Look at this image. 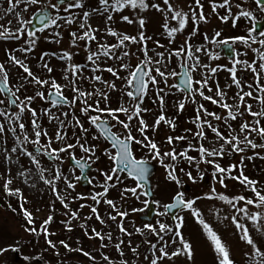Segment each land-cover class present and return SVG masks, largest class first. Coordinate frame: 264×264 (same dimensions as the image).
Segmentation results:
<instances>
[{
    "label": "rangeland",
    "instance_id": "obj_1",
    "mask_svg": "<svg viewBox=\"0 0 264 264\" xmlns=\"http://www.w3.org/2000/svg\"><path fill=\"white\" fill-rule=\"evenodd\" d=\"M147 2L149 5L152 3H159L161 7H164L166 10V6L163 5L162 0H147ZM213 2L222 3L223 0H201L207 22L199 23L197 34L192 35L194 25L190 19L192 9L189 7V5L194 6V0H170V3L173 4L176 10H181L189 14V20L186 28L183 32L177 33L175 35V39L171 43L169 42V38L162 28V24L164 22L163 15L154 9L149 8L148 11L140 12L138 9L133 10L131 8H125L122 12L112 13L113 20L108 22L107 25L105 24L107 13L103 15L93 13L88 23L92 26V28H99L100 31L94 33L97 37V40L90 43L89 49L91 51H96L99 44L113 45L118 42L117 37L107 34L108 27H111L120 34L138 36L139 26L137 21L139 18H144L146 20L144 28L145 35L152 38L151 40L147 41L148 48L155 49L156 52L165 53L164 63L159 65L161 70L165 71L166 73L173 70L180 72V67L184 61V58L177 57L175 55H172L169 58V52L177 51L180 46L184 44L185 40H188L192 47L194 56L199 57L201 64L208 65V68H199L196 72H192L191 76L193 80H202L203 78L207 77L208 87L204 88L203 91L205 95L212 96L214 98H218L215 96V90L217 84H219L220 88L226 93L225 99L227 103L235 105L238 103V100L233 99V97L236 96V93L239 91V89H237L235 85H232L231 87L228 86L231 84L230 73L226 70H223L232 66V60L226 59L222 53H217V48L219 46L206 42L204 40V34L207 33L209 37H212L215 32L219 31L221 33V39L243 36L246 35L247 29L251 27V22L249 21V23L244 18H241L238 22L242 21V23L239 24L237 22V27L235 28L232 27L231 18H229L226 23L222 22L220 18L227 16L228 10L226 8H217L216 12H213L211 8ZM44 3H46V0H42L41 5L39 6L28 5V12L22 11L25 5L21 4L16 7L13 12L6 13L4 10L10 7L8 0H0V25H3L4 28L10 29L14 32L20 27V24L17 21L16 12L21 13V19L28 20L32 17L34 12L40 10V8L43 7ZM52 3H55V0H52ZM83 4V9H73L71 12H64V8L67 6V4L60 6V15L68 16L75 14L77 22L69 25L61 20L58 22L60 27L49 28L44 33H38L37 35L39 39L37 40L34 50L30 53L25 54L17 50L22 47H26V36L19 40L0 39V64H4L5 68L9 72L10 86H18L20 83H22L21 78L26 74L22 73L20 69L12 66L11 63L5 59L3 55L4 51L8 52V56L12 55L23 60L30 67L31 71L40 79L51 80L54 78L58 84L65 86L64 95L68 97L69 100L73 98L75 93L72 92L69 81L63 78L65 75H68L69 80H71V72L66 73L64 69L69 63L75 65H86V67L82 69V75L78 74L77 87L85 92L94 93L97 89H99L101 92L107 91L110 97L106 104L102 97L93 95L91 97H87L88 104L94 107L96 101L99 100L101 108L111 107L115 109L119 106V103L123 101L126 107L131 108L132 104L128 100V97L121 95V90H128L123 88L124 81L117 80L106 71H99L96 73L91 71V68H93L95 65H92L87 61L88 52L85 51V41H76L77 46H72L73 38L71 34L73 32L77 33L78 35L82 34V30L79 28V23L82 22V12H92L94 7H99L98 0H83ZM236 4H240L241 7L252 10L257 20H260L262 17H264V14L259 13L254 8L253 0H246V2L245 0H232L231 11L233 14H236L239 11L236 8ZM49 10L51 15L55 16L57 14L54 10ZM197 11H199V9H197ZM122 16H128L131 20H133V23L128 24L124 22L121 19ZM168 23L170 27H178L177 21L171 20V14H169ZM4 28H0V31H4ZM56 32L60 34L59 37L54 35ZM254 35L257 34L254 33ZM261 38L264 39V37ZM57 40H59L58 43L55 42ZM156 41H159V43L164 45V47L157 48L155 43ZM126 45L127 47L125 49H118L116 51L117 54H119L120 52L127 50L130 52L128 57L122 61H114L101 56L99 61H97L99 67L101 69L109 66L118 67L122 63H127L130 65V69L135 68L138 59H144L143 54L139 51L140 46L127 42ZM198 47L202 49L201 52H195V49ZM234 47L236 48L237 52L241 53V55L238 57L239 59L248 62L256 61L257 65L261 62L258 58V53L252 51V49L260 47L258 44H253L251 48H248L243 44H236ZM64 51H68L73 54L71 61H63L57 58ZM261 51H264V49H261ZM45 53L47 54L45 59L49 66L53 69L52 73H48V71L42 67L40 56ZM53 53L56 55H53ZM217 55L219 56L218 59L211 58L212 56ZM149 56H151L153 60L157 59L155 52L153 51L149 52ZM194 62V60L188 61L190 64ZM217 66H220V68L213 76L211 74V68H215ZM127 74L128 70L119 72V75L122 77L127 76ZM152 74L155 75V72ZM93 75L100 76L102 80L114 82L117 90L112 91L111 89L107 88L105 84L89 79ZM237 75L238 78H240L243 82L244 91H249L247 84H254L253 74L249 71H244L243 66L238 65ZM173 83H176L175 77H169L168 84L170 85ZM194 87H199V85L194 84ZM159 88H164L165 92L169 93L168 95H165L164 93L160 94L164 97L163 114L166 117V120H172L175 124V116H178L180 113H184V116L178 120V122L176 121L181 133L187 137V139L183 140L184 144L182 146H178L179 144L177 140H174L171 145L165 142L169 136L176 137L173 131H171L172 127L166 122H161L160 126L155 131L152 130V125L154 124L156 118L161 114V105L156 95L157 89ZM208 88H211L212 91L209 92ZM36 91H43L45 96H47L49 87L47 85L44 88H40L39 86L33 87L30 83H26L24 87L21 88V91L18 93V95L21 99H24V97L27 96L35 97ZM254 95H256V93H254ZM261 95L264 96V94ZM185 97L186 94L182 91H177L175 88H165L163 82L158 83L155 87L149 85L147 95L145 96L144 102L141 105L142 109H148V111L142 112L141 116L149 126L145 134L158 144L162 153L164 151H171L172 148H175L177 153L187 149V155L192 156L196 159V161H199V152L189 149V145H191L193 149L198 148L201 144H203L205 148H211L213 142H215L217 138L211 129L206 126L203 129L206 139L199 140L195 136V133L199 130L196 123L193 122L196 119L197 110L201 105H203V107L209 112H214L222 116L227 115V113L223 108L213 105L210 101L204 100L199 94H195L190 99ZM0 99L5 100V103L0 105V109L7 108V99L2 95H0ZM82 99L84 98H81V100ZM81 100H77L74 107L62 106L58 109H52L53 113L59 116L60 120L64 121L65 129L63 131H65L67 134V138L64 141L55 140V133L57 131L59 121L53 120L52 122H49V117L43 115V111L41 112V110L45 108H50L51 105L45 103L39 97H35V99L31 102V107L34 108L39 114L38 123L40 128L43 126L42 120L43 122L45 121V123H47V126L44 129L41 128V130L42 132L46 131L48 135L53 138L51 145L52 148H59L67 143H74L76 138L81 135L87 137V143L89 146L94 145L96 147V155L99 157V159L95 164L92 165V170L88 173V177L94 178L92 184H89L88 187H81L79 185V182L75 180L74 176L69 171L72 166L68 164V155L63 153L61 154L63 160L65 161V163L61 165V170L65 175L69 176V179L75 184L74 189H68L63 179L56 181V191L68 205L67 208H65L64 205L61 204L60 200L57 199L56 193H54L48 185L43 183L39 174L37 173L35 166L30 165L29 159L23 155H20L19 149L16 153H12L10 151L12 147L16 146V143L12 133L7 131V129L9 127H16L17 135H20L18 125H9L6 120L0 118V123H3L6 129L5 133L0 135V186L5 189V182L7 180H11L9 190L13 192H15L17 189L19 190V193L14 195L23 202L24 206L32 214L34 226L37 230L34 235L26 232L20 223L14 218L13 214L8 212L5 207L0 206V249L21 248L26 256H31L38 252L39 248L44 249L48 247V250L51 251L59 247V237H61L65 231L72 227V232L69 231L68 235L64 239L71 242L74 246H77L74 248V250L82 249V252L76 251L79 256L61 258L59 260L49 262L48 264H132L133 261V264H150V261L153 258V250L150 248V243L156 244L158 249L163 246V241H159L158 237L152 235L147 230H145L143 235H141L136 232V229L143 228L145 224H151L158 228L157 221L175 229V224L179 221L175 220V218L173 221H171L168 215L162 216L157 215V213L164 212V205L171 203L173 197L177 193H184L185 199L188 200L209 195L211 194L212 189L215 188L217 193L224 194L229 198H234L236 196H244L246 198L253 197V193L251 191L232 179L225 180L227 188L222 187L216 182L219 177L213 179L214 169L211 164H199L200 171L197 172L196 163L194 162L190 165L189 162L183 158L182 159L186 161L188 165L186 172L190 171L196 182L193 183L190 181L185 174L186 172H181L176 168V175L180 180V184H177L168 178L166 169L158 161L152 160L146 149L140 147L139 145L133 144V153L137 159H147L156 166V171L151 176L150 182L153 192L152 201L159 203H154L155 213L152 220L149 223L142 222L140 220V216L146 214V207L143 203L144 200H147L145 196H141L140 199L137 200L136 197H134L129 192L124 193V196L122 197L121 193L124 188L135 187V182L128 181L129 178L124 174H121L120 181H115V187L109 186L106 196L100 198V203L97 204L95 201L90 199L92 194L103 191L99 185L104 183V178L100 175V172H98L97 169L105 172L108 171L111 166V161H109L105 155V150L107 149L113 152V154L115 153V150L112 149L111 145L102 137L96 140L92 139L93 136L98 135V132L88 122V118L80 112L79 109L84 106L81 103ZM245 100L246 103L253 106L254 111H260L262 106L256 100L248 97H245ZM180 101H183L184 103V109L182 111L178 110L177 107V103ZM190 110L191 114H188ZM236 110L237 109L235 108L233 109V111ZM16 111L18 110L15 109L10 112ZM239 111H244L243 106H241ZM64 112L69 113V115L64 117L61 115V113ZM88 115L91 116L90 112ZM119 118L121 120L127 121V117L124 114H120ZM76 119H79L84 124V126L89 129L87 133H81L80 129L75 127ZM102 119L110 118L105 116L102 117ZM255 119H260V126L264 127V118H253L249 116L246 111H244L243 116H238L236 120H229L228 124H230L231 128L234 130L233 134L239 135L241 123L244 121L254 122ZM31 120V114L26 111L21 117L20 122H23L26 125L25 132L29 135V139L33 140L35 139V136L31 129ZM200 120L211 121V123L214 126H217L225 136L228 135L229 129L223 121H216L210 116H205L203 112L200 113ZM111 123L115 124V121H111ZM137 127L138 120L134 119L131 122L132 134L137 139H142L140 133L137 131ZM112 131L118 135L126 134L120 125H116ZM239 138L243 139V135H239ZM21 139H23L22 136ZM249 139H253L257 144L264 142L256 133L250 134ZM165 143L167 146L164 145ZM41 144H47V137H44L43 135L41 136ZM20 147L34 153L36 145L32 143H25L20 145ZM226 147L228 150H230V146ZM73 151L75 152L77 158L84 155L78 149ZM256 153H259V156H256ZM6 155L9 156L10 159H5ZM248 156H253L254 158L251 160L244 159L243 173L249 179L257 181V188L261 190L262 194H264V159L260 158L264 157V149L257 148L252 150L249 148L243 153L233 154L231 156L225 154L222 159L216 158V163H219L222 167L227 168L230 164L239 165L241 157ZM39 159L41 161L42 168H55V164L50 162L46 157L41 156ZM164 163L171 164L170 158H165ZM29 169L31 170L29 171ZM21 172L24 173L23 176L20 175ZM201 174L202 176H208V183L205 186L201 184ZM238 174L239 170L232 173V175ZM44 175L45 178L51 179V176L48 172H45ZM75 175H80L78 170H76ZM111 183L112 182H110V184ZM184 185H187L188 189H183ZM78 197L84 198L80 199ZM104 200H112L116 204V207L119 211L127 212L128 215L124 218L117 216L116 220L110 219L109 216H116V211H114L108 204L104 203ZM81 205H85V207H81ZM240 206H243V202H239L237 204V207ZM92 207H96L97 213L100 215L104 223H101L100 220L96 219V215L92 213ZM194 207L200 210L204 221L209 224L213 231L219 235L222 242L225 243L235 264H248L247 258L244 256V252L248 250L249 246L239 239V234L236 232L234 225L231 224V216L235 214L232 206L216 199H199L197 200V204L194 205ZM248 207L250 211H257V209L253 208L252 206ZM134 208L145 210L133 212L132 209ZM73 212L77 214L76 219L71 218V213ZM90 214H93L95 217L93 221L94 224L90 226H84L82 228L81 223L84 221V217ZM177 215L183 217V227L180 229V231L185 239L191 243L193 248V257L191 260H188L186 256L175 257L172 260L164 259L158 261V264H217V258L212 250L211 243L205 236L201 225L198 224L197 220L191 215V212L188 210H180L175 214V217ZM49 216H51L53 219L47 226L48 232L50 233L48 239L56 245L55 248L48 246L45 236L40 232L41 224ZM225 216H228L229 219H223ZM243 223H247V221H243ZM119 224H122L126 231L131 233V235L129 236L122 233L118 227ZM249 227L251 229V225H249ZM93 229H95L97 233H100L104 239L101 240L94 238V234L92 232ZM109 234L111 236L110 239ZM251 234L256 240L258 246H260L261 249H264V237L260 236L259 233H256L254 230H251ZM151 237H153V239ZM29 239L36 241L35 248L30 245ZM164 239L169 241V246L166 248V251L169 253H171L176 248L181 247L178 242L176 244H171V234L165 235ZM121 241H123V243H121ZM129 241L131 243H129ZM117 244H120V251H118L116 248ZM101 245H104V247H101ZM133 249H135V252ZM121 251L123 255H121ZM11 252L13 251L9 250L0 255V264H18L20 263L19 261L21 257H25L21 254L19 258L18 252H14V255H12ZM83 252L89 253L94 259L85 257L82 254ZM158 255L159 253L157 252V256ZM104 256H107L109 259L107 261L104 260Z\"/></svg>",
    "mask_w": 264,
    "mask_h": 264
},
{
    "label": "snow or ice",
    "instance_id": "obj_2",
    "mask_svg": "<svg viewBox=\"0 0 264 264\" xmlns=\"http://www.w3.org/2000/svg\"><path fill=\"white\" fill-rule=\"evenodd\" d=\"M163 5L166 6V10L164 7H161L159 3H152L149 5L147 0H98L99 7H94L92 12L84 11L82 12V22L79 23V28L82 30V34H77L73 32L72 38V46L76 47V41H85V51L88 52L87 61L92 65H95L91 68L93 73L99 71H106L110 73L117 80L124 81L123 88L128 89L127 91L121 90V95L128 97V100L131 102L132 107H126L125 103L121 101L119 106L115 109L111 107H100V101H96L95 106L88 104L87 97H91L93 95H98L102 97L103 101L107 104L110 97L107 91L101 92L97 89L93 92H85L80 90L77 87V77L78 74L82 75V69L86 67V65H75L68 64L64 71L71 72L72 79L69 80L68 75H65L63 78L69 81L71 85V90L75 95L71 100L68 99L64 95V87L61 84H58L57 81L53 78L51 80H42L37 75H35L30 67L21 59L9 55L8 62L11 63L12 66L20 69L22 73L26 74L23 76L22 83L18 86H10V76L8 70L5 68L4 64H0V95H4L8 100V107L0 109V118L6 120L9 125L17 124L20 135H17L16 127H9L7 131L11 132L13 137L15 138L16 146L12 147L10 151L12 153H16L19 149L20 155L27 157L30 161L31 166H35L37 173L40 176V179L43 181L45 185H48L49 188L56 193L57 199L60 200L61 204L64 205L65 208L68 205L65 203L64 199L57 193L56 191V181L63 179L66 187L68 189H74L75 184L69 179V176L65 175L61 170V165L65 163L61 154H67L72 167L70 168L71 174L74 176L76 181L86 180L90 185L93 182L94 178H90L87 175L88 169H91L92 165L95 164L99 157L96 155V147L89 146L87 143V137L78 136L74 143H67L59 148H52L53 138L48 135L46 131L41 130L40 125L38 123V114L37 111L31 107V102L35 99V97H39L42 101L47 104H50V108L43 109V114L49 117V122L53 120L59 121V125L57 131L55 133V140L64 141L67 138V134L65 131L64 121L60 120V117L53 113L52 109H58L62 106L74 107L76 105L77 100H81V103L84 105L79 110L80 112L88 118V122L94 127L98 135L92 137L93 140L103 138L108 141L111 145V148L115 150V153L105 150V155L108 160L111 161V166L108 171H100V175L104 178V183L99 186L103 189L102 192L94 193L91 195L90 199L95 201L97 204L100 203V198L106 196L109 186L115 187V181L121 180V174L126 173L127 177L131 178L135 181V187L132 188H124L121 195L124 196V193H131L137 200L140 199L141 196H149L150 192L146 190V185L148 184V164L149 160L141 158L137 159L134 156L132 145H139L140 147L146 149L148 154L151 156L152 160L158 161L167 171L168 178L171 181L180 184V180L176 175V166L175 164H165V158H170L173 162H178L180 158H183L189 162L196 163L197 172L200 171L199 164L208 163L211 164L214 172L213 179L219 177L216 181L222 187L227 188V184L225 183L226 179H232L237 181L239 184L243 185L246 189L253 193L252 198H246L244 196H236L234 198H229L228 196L217 193L216 189L213 188L211 194L206 195L204 197H196L194 199H185L184 193H177L174 197V203L164 205V212L157 213V215H167L169 212L174 211L175 209L188 210L191 212V215L197 220V223L201 225L203 232L207 239L210 241L212 250L216 255L217 264H235L234 260L230 256V251L222 242L219 235L213 231V229L209 226L208 223L204 221L202 218V214L200 210L194 205L197 204V200L199 199H208V200H220L225 202L226 204L232 206L234 213L231 216V224L234 225L236 232L239 234V239L244 242L248 247V250L244 252V256L247 258L248 264H264V249H261L258 246L256 240L251 234V230H254L256 233H259L260 236L264 237V194L261 193V190L257 188V181L249 179L243 173V161L244 159L251 160L254 157H241L240 164H230L227 168L222 167L219 163H216V158L222 159L225 154L231 156L233 154L243 153L249 148L255 150L257 148L264 149V142L257 144L253 139H249V135L252 133H256L262 141H264V127L260 126V119H255L254 122L244 121L240 125L239 135H243V139L239 138V135H234V130L231 128V125L228 124L229 120H236L238 116H243L244 111L253 118H264V30H260V22L256 19L254 12L249 10L248 8L241 7L240 4H236V8L239 10L236 14H233L231 11V3L232 0H223L222 3L213 2L211 5L212 11L216 12L217 8H226L228 10V15L221 17L222 22H227L229 18L232 19V27H237V22L244 18L246 21L251 22V27L247 29L246 35L230 37L226 39H221V33L219 31L215 32L212 37H209L207 33L204 34V40L210 44H215L217 46L223 45L225 50L229 52V54L233 57L231 61V67L225 68L230 73L231 84L228 85L231 87L235 85L239 91L236 93V96L233 99L238 100V103L235 105L228 104L225 97L226 93L223 89L220 88L219 84L216 86L215 96L218 98H214L212 96H207L204 94L203 89L208 87V78L205 77L202 80H193L191 73L196 72L199 68H208V65L201 64L199 57L194 56L192 47L188 40H185L184 44L180 46V48L175 52H169V58L172 55L177 57H183L184 61L181 65L182 70L180 72H176L175 70L166 73L161 70V65L165 60V53L156 52L155 49H149L147 46V41L152 38L145 35L144 28L146 24V20L144 18H139L137 23L139 26V34L138 36H129L127 34H120L113 30L111 27L107 28V34L113 37L118 38V42L113 45L107 44H99L98 49L96 51H91L89 49V45L92 41H96L97 37L95 36V32L100 31L99 28H92V26L88 23L90 17L93 13H97L103 15L107 13L105 24L113 20L112 13L114 12H122L125 8H131L133 10H139L140 12L148 11L149 8L154 9L155 11L161 13L163 15L164 22L162 24V28L164 32L167 34L169 38V42L171 43L175 39V35L179 32H183L187 26L189 20V14L185 13L181 10H176L170 0H162ZM246 2V0H245ZM10 5L9 8L5 9L6 13H11L21 4H24L23 12H28V5L39 6L42 3V0H8ZM65 4V0H57V3H52V0H46V3L43 4V7L40 8L36 13L33 14L32 18L28 20L21 19V13L16 12L17 21L20 24V27L17 28L14 32L10 29L4 28L3 25H0V28H4V31H0V39L3 40H11V39H21L24 36L27 37L25 39L26 47H22L17 49L22 53H30L34 50L37 40L39 39L38 33H44L49 28L60 27L59 21L63 20L66 24H74L77 22L75 18V14L63 16L60 15V5ZM254 8L261 14H264V0H253ZM192 9L191 11V22L194 25L192 35H196L198 31V25L201 22L206 23L207 19L203 11V5L201 0H194V6L189 5ZM84 4L83 0H68L67 6L64 8V12H71L73 9H83ZM47 9L54 10L57 14L55 16L51 15ZM199 9V11H197ZM111 10V11H110ZM169 14H171V20L177 21L178 27H170L168 20ZM121 19L128 23L132 24L133 20H131L128 16H122ZM36 21V25L34 27L29 28V25L33 24V21ZM10 23V22H9ZM256 33L257 35H254ZM55 36L59 37V33H54ZM47 39V38H45ZM59 42V40L55 41ZM127 43L137 44L139 45V51L143 54L144 59L139 60L135 66V68L130 69V65L127 63H122L118 67H106L101 69L97 63L100 57H106L110 60H124L126 57L130 55V52L124 50L117 54L118 49H125L127 47ZM157 48H163L164 45L160 44L159 41H156ZM243 44L248 48H251L253 44H258L260 47L252 49V51L258 53V58L261 61L258 65L256 61L248 62L245 60L239 59V55L241 53L237 52L234 45ZM155 52L156 60H153L151 56H149V52ZM201 48H196L195 52H201ZM46 53L40 56V61L42 62V67L48 71V73H52L53 69L49 66L46 61ZM53 55H56L53 53ZM72 53L68 51H64L57 58L63 61H71ZM213 59H218L219 56H212ZM194 60V63H188V61ZM242 65L244 71H249L253 74L254 84L248 83L247 87L249 91L245 92L243 88V82L237 75V66ZM166 67V64H165ZM220 66L215 68H211V74L214 76ZM130 69V70H129ZM128 70L127 76H120V71ZM155 72V75L152 73ZM180 77L179 83L168 84L169 77ZM159 78V79H158ZM89 79L98 81L102 84H105L107 88L112 91H116V85L112 81L102 80L100 76L93 75ZM163 82L165 88H175L177 91H182L186 94L185 98H192L195 94H199L204 100L210 101L213 105H217L218 107L223 108L227 115L222 116L214 112H209L207 109L200 106L197 110V116L194 123H196L197 128L199 129L195 136L199 140L206 139L204 135V127H208L216 136V141L213 142L211 148H205L203 144H201L198 148L193 149L191 145H189V149L198 151L200 154L199 161L192 156L187 155V149L181 151L179 153L176 152L175 148H172L171 151L161 152L158 144L148 137L145 133L147 132L149 126L146 121L142 118L141 113L147 112L148 109H142L141 105L144 102V98L147 95L149 85L155 87L158 83ZM26 83H30L33 87L39 86L40 88H44L46 85L49 87V91L47 96L43 91H36L35 97L27 96L24 99H21L18 93H20L21 88L24 87ZM195 85H199V87H194ZM208 91L211 92L212 89L208 88ZM164 93L168 95L169 93L165 92L164 88L157 89L156 95L157 99L161 105V114L156 118L154 124L152 125V130L155 131L161 124V122H166L169 124L173 130L175 129L174 121L166 120V117L163 114V104L164 97L160 95ZM256 93V95H254ZM245 97L256 100L262 107L260 111H254L253 106L251 104L246 103ZM5 103L4 99H0V105ZM243 106L244 111H239V109ZM178 110L184 109L183 101L177 103ZM15 108L18 111L10 112L9 109ZM237 109L233 111V109ZM31 114V129L34 133L35 139L30 140L29 135L25 132L26 125L21 121V117L25 112ZM89 112L97 113V115H88ZM203 112L205 116H210L216 121H223L228 129V135L225 136L217 126H214L211 121L200 120V113ZM120 114H124L127 117V121L121 120L119 118ZM64 117H67L69 113L64 112L61 113ZM109 117L110 119H102V117ZM136 119L138 120L137 131L140 133L142 139H137L131 130V122ZM111 121H115V124H112ZM120 125L126 134L118 135L114 133L112 129L116 126ZM75 127L80 129L81 133H87L89 131L88 128L84 126V124L79 120H75ZM5 125L0 123V135L5 133ZM190 131V130H186ZM47 137V144H41V136ZM21 136L23 139H21ZM186 136L172 137L169 136L166 139V143L171 145L174 140H185ZM25 143H32L36 145L35 152H29L25 148H21L20 145ZM218 145V146H217ZM226 146H230V150ZM78 149L84 155L79 158L76 157L75 152L73 150ZM7 151V150H5ZM44 156L50 162L55 164L54 169H46L41 167V161L39 157ZM256 156H259V153H256ZM211 158V159H208ZM264 159V157H260ZM5 159H10L9 156H5ZM79 170L80 175H75L76 170ZM31 169H29L30 171ZM239 170L238 175H232L233 172ZM181 172H184V169H180ZM45 172H48L51 176V179L45 178ZM190 181L195 183V178L192 173H185ZM20 175H24L23 172ZM203 178L201 174V179ZM110 182H112L110 184ZM11 184V180H7L4 184L5 191L8 195L18 194L19 190H15V192L9 190V185ZM139 190V191H138ZM83 199L84 197H78ZM239 202H243V206L237 207ZM104 203L108 204L114 211H116V216H109L110 219L116 220L117 216L124 218L128 215L127 212L119 211L116 207V204L112 200H104ZM145 207L149 204L148 200L143 201ZM159 203V202H153ZM248 206H252L257 209V211H250ZM81 207H85V205H81ZM20 210L24 216V219L27 221L28 225H33V216L32 214L23 207V203L20 205ZM92 213L96 215V219L100 220L101 223L104 221L101 219L100 215L97 213L96 207H92ZM145 209H132L133 212L144 211ZM218 211V210H217ZM71 218L76 219L77 214L75 212L71 213ZM91 219V217H88ZM52 217L49 216L40 226V232L45 236L46 243L49 247L55 248V244L48 239L50 233L48 232L47 226L52 221ZM223 219H229L228 216L223 217ZM175 220L179 221L175 224V229L172 227L160 223L157 221L158 228L154 227L151 224H145L143 228H137L136 232L143 235L144 231L147 230L152 235L158 237L159 241H163V246L157 249L156 244H152L150 242V248L153 250V258L150 261V264H158V261L167 259L172 260L175 257L186 256L188 260H191L193 257V248L189 241L185 239L182 235L180 229L183 227V217L176 216ZM243 221H247V223H243ZM251 225V229L249 227ZM83 228L84 225H81ZM120 231L125 235H131L128 233L122 224L118 225ZM71 231V229H68ZM26 232L30 234H35L37 232L35 227H27L25 228ZM94 234V238H98L103 240L104 237L97 233L95 229L92 230ZM171 234L172 240L171 244H176L177 242L181 245V247L176 248L171 253L166 251V248L169 246V241L164 239L165 235ZM87 235V233H86ZM93 238V237H90ZM111 238L109 234V239ZM65 249L68 251H78L82 252V249H71L70 246L64 241L59 242ZM123 243V241H121ZM129 243H131L129 241ZM104 247V245H101ZM118 251H120V244L116 245ZM14 251L18 252V248H4L0 249V255H2L6 251ZM135 252V249H133ZM157 252L159 255L157 256ZM85 257L89 259H94L90 256L89 253H82ZM121 255H123L121 251ZM25 259H28L25 257ZM104 260H108L107 256L103 257Z\"/></svg>",
    "mask_w": 264,
    "mask_h": 264
},
{
    "label": "trees",
    "instance_id": "obj_3",
    "mask_svg": "<svg viewBox=\"0 0 264 264\" xmlns=\"http://www.w3.org/2000/svg\"><path fill=\"white\" fill-rule=\"evenodd\" d=\"M238 23L240 24V23H242V21L238 22ZM69 93H71V92H69ZM41 112H42V110H41ZM90 114L91 115H97V113H94V112H90ZM188 114H191V110L189 111ZM38 116H39V114H38ZM183 116H184V113H180L178 116H175V120L178 122V120H180ZM176 121H175V129L173 130V128H172L171 131H173V133L176 135V137L184 136L181 133V130L178 127V123ZM42 123H43V126L41 128L44 129L47 126V123H45V121L43 122V120H42ZM178 144H179L178 146H182L184 144V141L183 140H179ZM164 145L167 146L166 143ZM170 162H171V164L174 163L177 169H179V170L180 169H184V172H186V169L188 168L187 162L184 161L182 158H180L178 162H173L170 159ZM128 181H132V180L128 179ZM21 203H23V202L17 196H15L14 194L13 195H8L6 193V191H5V189H3L0 186V206L5 207L8 212L13 214L14 218L20 223L22 228L25 229L27 227H35L34 226V220H33V225H28L27 221L24 219V216H23V214H22V212L20 210ZM23 207L27 210V208L24 206V204H23ZM88 217H91V219H89ZM94 219H95L94 215L90 214V215L84 217V221H82L81 224L84 225V226H88V225L90 226V225L94 224V222H93ZM70 229H71V232H72V230H73L72 227ZM68 233H69V230L65 231L63 233V235L61 237H59L58 242L64 241V243L68 244L71 249H74L77 246H74L71 242H69L68 240L64 239L68 235ZM151 238L153 239V237H151ZM29 243H30L31 246H33V248H35V245H36V241L35 240L29 239ZM11 253H12V255H14L13 254L14 251L11 252ZM18 253H19V258H20L21 254L28 258V259H25V257H21V259L19 261L20 263H18V264H48L49 262H53L54 260L56 261V260H59L61 258L79 256V254H77L76 251H68L61 244L59 245L58 248H56L54 250H51V251L48 250V247L44 248V249L39 248L38 252L34 253L31 256H26L23 253L21 248H19ZM133 263H134V261L132 262V264Z\"/></svg>",
    "mask_w": 264,
    "mask_h": 264
},
{
    "label": "water",
    "instance_id": "obj_4",
    "mask_svg": "<svg viewBox=\"0 0 264 264\" xmlns=\"http://www.w3.org/2000/svg\"><path fill=\"white\" fill-rule=\"evenodd\" d=\"M55 3H57V0H55ZM68 3V0H65V4H67ZM65 4H63V5H65ZM63 5H60V6H63ZM49 12H50V10L49 9H47ZM38 11V10H37ZM36 11V12H37ZM35 12V13H36ZM34 14V13H33ZM51 14V13H50ZM33 16V15H32ZM32 18V17H31ZM259 22H260V30H264V17H262L260 20H258ZM34 26H37L36 25V21L34 20L33 21V24L32 25H29V28H31V27H34ZM217 53H222L228 60H232L233 59V57L229 54V52L228 51H226L225 50V48H224V46L223 45H221V46H219L218 48H217ZM3 55H4V57H5V59L6 60H8L7 58H8V52L7 51H4V53H3ZM182 70V68L180 67V71ZM179 79H180V77L178 76V77H175V82L178 84L179 83ZM3 97H5L4 95H2ZM6 98V97H5ZM7 99V98H6ZM13 110H15V108H11L10 109V111H13ZM108 142V141H107ZM109 143V142H108ZM110 144V143H109ZM34 151H35V149H34ZM68 164L70 165V166H72V164H71V161H70V159L68 158ZM148 168H149V172H148V177H147V179H148V184L146 185V190L148 191V192H150L151 193V195H149V196H145L146 198H147V200L149 201V204L147 205V207H146V215H144V216H141L140 217V220L141 221H143V222H150L151 220H152V218H153V216H154V213H155V206H154V203H153V201H152V198H153V192H152V187H151V182H150V178H151V176L155 173V171H156V166L154 165V164H152V163H149L148 164ZM78 170V169H77ZM92 170V167H91V169H88V171H87V175H88V173L90 172ZM126 176H127V174L126 173H124ZM129 178V177H128ZM131 179V178H130ZM132 180V179H131ZM79 182V185L81 186V187H88L89 186V183H87V181L86 180H80V181H78ZM135 182V181H134ZM201 183H202V185H207V183H208V176L207 175H204L203 176V178L201 179ZM184 189H188V187H187V185H184ZM171 203H174V200L172 199V202ZM171 203H169V204H171ZM179 210H181V209H175L174 211H172V212H169L167 215L170 217V220L171 221H173L174 220V217H175V214L179 211Z\"/></svg>",
    "mask_w": 264,
    "mask_h": 264
},
{
    "label": "flooded vegetation",
    "instance_id": "obj_5",
    "mask_svg": "<svg viewBox=\"0 0 264 264\" xmlns=\"http://www.w3.org/2000/svg\"><path fill=\"white\" fill-rule=\"evenodd\" d=\"M223 55V54H222ZM47 158V157H46Z\"/></svg>",
    "mask_w": 264,
    "mask_h": 264
}]
</instances>
